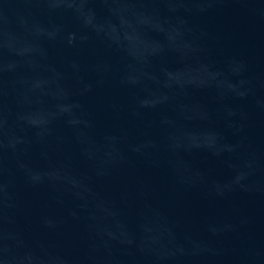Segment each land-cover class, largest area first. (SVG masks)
I'll list each match as a JSON object with an SVG mask.
<instances>
[{
  "label": "water",
  "instance_id": "obj_1",
  "mask_svg": "<svg viewBox=\"0 0 264 264\" xmlns=\"http://www.w3.org/2000/svg\"><path fill=\"white\" fill-rule=\"evenodd\" d=\"M0 264H264V0H0Z\"/></svg>",
  "mask_w": 264,
  "mask_h": 264
}]
</instances>
